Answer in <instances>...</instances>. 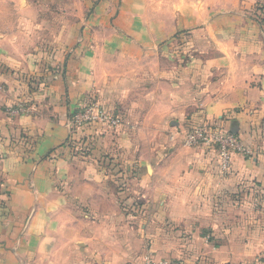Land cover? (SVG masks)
<instances>
[{
    "label": "rangeland",
    "instance_id": "obj_1",
    "mask_svg": "<svg viewBox=\"0 0 264 264\" xmlns=\"http://www.w3.org/2000/svg\"><path fill=\"white\" fill-rule=\"evenodd\" d=\"M241 8L240 13L264 30V0ZM127 26V21L102 22V0H0V68L11 74L10 85L20 80L26 92L5 112L26 113L28 94L44 90L45 74L60 70L70 82L68 94L74 93L67 122L71 150L87 157L91 169L98 166L107 191L98 196L94 179L79 181L75 191L87 196L74 197V206L56 214L58 227L46 230L30 264H148V257L153 262L172 261L151 249L150 237L159 236L162 228L146 227L155 215L150 212L154 202L146 194L147 185L152 189L154 183L151 176L147 179L145 163L154 148L167 142L205 149L217 161L215 187L231 194L235 192L226 182L236 153L264 163L263 123L241 135L233 128L238 123L204 117L193 123L191 115L178 114L180 105L191 114L204 110V102L213 98L206 90L214 85L209 61L221 56L214 45L222 36H202L200 47L195 36L186 33L166 41L167 50L148 51L122 33ZM158 107L170 110L165 123L152 115V108ZM225 134H234L238 144L228 172L220 169L218 155L217 139ZM168 182L179 187L176 180ZM235 195L253 205L251 216L258 227L254 231L264 237V180L240 182ZM227 197L225 193L218 203L225 204ZM263 261L264 241L258 259L244 262Z\"/></svg>",
    "mask_w": 264,
    "mask_h": 264
},
{
    "label": "crops",
    "instance_id": "obj_2",
    "mask_svg": "<svg viewBox=\"0 0 264 264\" xmlns=\"http://www.w3.org/2000/svg\"><path fill=\"white\" fill-rule=\"evenodd\" d=\"M257 1L102 0V22L127 21L122 33L148 51L167 50L166 41L186 33L195 36L200 47L202 36H222L214 45L221 56L209 61L214 85L206 90L213 98L204 102V110L191 114L180 105L178 114L191 115L193 123L197 117L238 123L233 128L244 135L264 124V30L239 12ZM4 71L0 68V264H30L44 233L56 224V214L74 206V197L87 196L75 191L79 181L94 179L98 196L107 191L98 166L91 169L87 157L71 150L67 122L74 93L68 94L69 80L60 70L45 74L46 88L28 94V111L11 116L7 106L26 92L20 80L10 85L11 74ZM166 110L151 112L165 123L170 114ZM145 164L147 179L151 176L154 183L152 189L147 185L146 194L154 202L149 211L155 215L146 227L162 228L149 239L156 256L189 264H250L244 261L258 259L264 237L254 231L255 209L244 199L236 200L235 194L240 182L264 180V163L234 155L226 185L235 194L215 187L217 161L203 148L167 142L154 148ZM172 179L179 187L169 184ZM225 193L229 200L218 203Z\"/></svg>",
    "mask_w": 264,
    "mask_h": 264
},
{
    "label": "built area",
    "instance_id": "obj_3",
    "mask_svg": "<svg viewBox=\"0 0 264 264\" xmlns=\"http://www.w3.org/2000/svg\"><path fill=\"white\" fill-rule=\"evenodd\" d=\"M24 111V109H20ZM21 112V111H19ZM219 140V149H218V155H219V166L220 169H222L224 172H228L232 166V149L235 147H238L237 139L234 134H225L220 135L218 137ZM148 264H185L181 261H161V262H153L149 260V257L147 258Z\"/></svg>",
    "mask_w": 264,
    "mask_h": 264
},
{
    "label": "water",
    "instance_id": "obj_4",
    "mask_svg": "<svg viewBox=\"0 0 264 264\" xmlns=\"http://www.w3.org/2000/svg\"><path fill=\"white\" fill-rule=\"evenodd\" d=\"M238 129H235L234 131L236 132Z\"/></svg>",
    "mask_w": 264,
    "mask_h": 264
}]
</instances>
